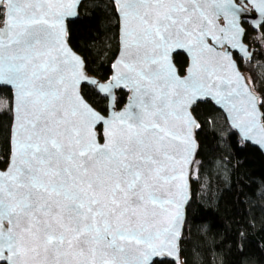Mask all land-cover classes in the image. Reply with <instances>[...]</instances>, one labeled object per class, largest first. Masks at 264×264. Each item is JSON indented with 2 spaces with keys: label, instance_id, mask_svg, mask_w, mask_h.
I'll list each match as a JSON object with an SVG mask.
<instances>
[{
  "label": "snow or ice",
  "instance_id": "obj_1",
  "mask_svg": "<svg viewBox=\"0 0 264 264\" xmlns=\"http://www.w3.org/2000/svg\"><path fill=\"white\" fill-rule=\"evenodd\" d=\"M114 2L130 62L122 58L128 72L117 71L99 91L111 96L122 86L132 96L123 110L105 118L79 95L83 64L64 42V20L76 15L78 0H0V84L14 89L17 128L9 168L0 172L4 264H150L160 255L153 241L174 234L179 211L168 227L158 224L169 211L166 206L177 202L162 199L156 188L161 181L182 179L173 153L174 142L183 138L171 126L184 118L180 90L195 96L218 88L207 77L197 78L195 53L212 51L205 43L209 37L221 47L228 42L242 49L231 34L239 32L241 9L232 0ZM254 2L264 14V0ZM221 14L227 25L217 36L210 17ZM185 41L193 51L191 76L179 79L169 50ZM132 48L136 51L129 52ZM236 75L237 88L217 95L226 107L242 98L231 110L237 113L234 120L251 117L235 124L247 138L257 127L256 99L241 90ZM98 124L103 143L94 131ZM170 166L175 174L165 175Z\"/></svg>",
  "mask_w": 264,
  "mask_h": 264
},
{
  "label": "trees",
  "instance_id": "obj_2",
  "mask_svg": "<svg viewBox=\"0 0 264 264\" xmlns=\"http://www.w3.org/2000/svg\"><path fill=\"white\" fill-rule=\"evenodd\" d=\"M249 37L259 40L262 51L251 63L237 61L261 97L264 120V83L257 67L258 61H264V26L260 32L251 30ZM68 41L84 58L88 74L107 81L119 52L114 3L84 2L78 19L68 25ZM175 63L184 75L188 58L179 53ZM82 92L101 113H108V99L96 88L85 86ZM128 97L127 92H117L118 109ZM194 115L201 129L197 167L191 178L192 200L181 241L183 264H264V156L242 142L211 102L199 104ZM12 123V92L0 87V170L7 168L10 159ZM154 264L174 263L165 258Z\"/></svg>",
  "mask_w": 264,
  "mask_h": 264
},
{
  "label": "water",
  "instance_id": "obj_3",
  "mask_svg": "<svg viewBox=\"0 0 264 264\" xmlns=\"http://www.w3.org/2000/svg\"><path fill=\"white\" fill-rule=\"evenodd\" d=\"M88 0H78V4L75 7L76 15L71 18H66L64 20V27L66 30V34L64 36V42L66 43L67 48L71 49V51L79 57L82 61L83 68V78H81L77 85V90L79 95L83 98L85 103H87L94 111H96L101 116L108 118L112 112H119L123 110L129 103V97L132 96V92L124 87H117L112 90V95L108 96L105 93L99 91L100 84H108L114 76H116L117 71L120 73H127L128 69L124 66V63L130 62V60L125 57V48L123 45V23L121 14L118 11V4L114 2V0H110L114 3L117 16L119 19V52L118 55L112 65V75L107 81H102L95 76H91L88 74L86 69V63L84 58L75 52V50L71 47L68 41V25L69 23L75 21L79 17V10L84 2ZM235 8L241 9L237 13V21L236 27L239 29V32L236 29L231 33L235 36V43L242 46L241 47H232L231 43H224L223 47L218 43H214L211 37L207 38L205 43L212 48V51H209L207 48L202 52L200 50H196L197 56V65L200 70L196 73L197 78H205L207 77L209 81L218 86L213 87L210 94H197L192 96L190 94L184 93L183 90H180L181 96L185 100V109H184V118L180 120H173L171 122V126L180 133L183 138L181 141H175V152L173 153L175 157V173L182 172V179L173 180L170 182H159L156 193L162 199L173 198L176 200L177 204L175 205H167L166 207L169 209L168 213L165 215L163 222L158 224L159 228L168 227L172 223V219L175 216L176 212L179 211L180 218L177 222L176 227L173 229V233H170L166 236H162L160 239L153 241V243L160 248V255L154 256L150 258V264H154L156 261H162L165 258L173 262L174 264H183L182 253H181V241L183 237L184 227L187 218V208L192 200V190H191V178L193 173V168L195 166L198 152H199V141L197 139V133L201 129V124L197 120L194 115V109L201 103L211 102L218 110H220L226 117L227 122L231 129L235 131L243 143L249 144L255 148H257L264 156V133H261L260 129L264 128V120H263V111L261 108V97L259 93L255 90L253 82L248 79V77L241 70L239 63L236 59V55L243 59L246 62H251L254 55L255 50L251 49L246 41V28L245 25L253 28L256 32L260 31V27L264 25V14L260 13L257 10V6L254 0H232ZM213 24L210 26L212 32L217 36H222L220 29L224 28L227 25V20H225L224 16H211ZM4 27V20L0 22V28ZM185 46H173L169 50V62L172 67L175 69V75L179 79L189 78L191 76V69L193 63V51L189 49L188 42L185 41ZM129 52H135L134 48L129 49ZM179 53L184 54L188 60L189 64L186 69L184 75H182L176 66L175 56ZM225 53H227V58H225ZM122 58H124V63L121 62ZM206 66L209 69V72H204L203 68ZM242 78L239 81V84L242 87V91L249 92L256 99V108H257V127L256 129L249 131L248 137H245V134L241 131L240 128L236 127L237 123H247L251 120L250 116H241L239 120H234V117L237 115L235 111L231 110V104H235L237 108L240 107L242 98H233L229 101V106L226 107L225 103L220 99V96L217 95V91L221 94L224 93L225 89L231 91L237 88V75ZM96 81V84H92L90 81ZM224 81H229L230 83L225 84ZM85 86L94 87L98 90V92L105 98L108 99V113H101L83 94L82 89ZM1 88H8L12 92L13 96V123L11 129V155L8 162V166L4 170H0V172H5L9 168V163L14 155L15 151V141L17 138V128L15 123V100H14V89L6 84H0ZM124 91L129 94L126 104L118 109L117 108V92ZM188 117L191 118L193 122L191 125L188 123ZM94 131L97 134V138L99 140V133L101 131V125H97ZM100 143H103V140H99ZM173 172L172 167L170 166L165 175L175 174ZM182 186V187H178ZM177 205L179 206L177 208ZM156 211H159V206L157 205L155 208ZM149 213L153 211V207L149 206ZM7 226V225H5ZM143 248V245L134 246ZM7 255V253H5ZM0 264H4L3 261H0Z\"/></svg>",
  "mask_w": 264,
  "mask_h": 264
},
{
  "label": "rangeland",
  "instance_id": "obj_4",
  "mask_svg": "<svg viewBox=\"0 0 264 264\" xmlns=\"http://www.w3.org/2000/svg\"><path fill=\"white\" fill-rule=\"evenodd\" d=\"M251 37V36H250ZM251 40H253V38H250ZM254 41V40H253ZM254 45L256 47V52H261L262 51V48H261V45H260V42L259 40L256 39V41H254ZM257 67H258V72L260 73L261 77H262V83H264V61H258L257 62ZM194 167H197V164L195 163V166ZM194 175V174H193ZM194 177V176H193Z\"/></svg>",
  "mask_w": 264,
  "mask_h": 264
},
{
  "label": "flooded vegetation",
  "instance_id": "obj_5",
  "mask_svg": "<svg viewBox=\"0 0 264 264\" xmlns=\"http://www.w3.org/2000/svg\"><path fill=\"white\" fill-rule=\"evenodd\" d=\"M264 26V25H263ZM263 26H261L260 27V31H261V28L263 27ZM245 28H246V36H245V41L247 40V39H249L248 38V34H249V32L252 30V31H255L253 28H251V27H249V26H247V25H245ZM259 31V32H260ZM256 32V31H255ZM251 49H253V48H251ZM256 52V51H255ZM236 57V59L238 58V59H240V60H243V59H241L240 57H238L237 55L235 56ZM254 57H255V55H254ZM254 57H253V59H252V61L251 62H253V60H254ZM244 61V60H243ZM244 62H246V61H244ZM251 62H249V63H251Z\"/></svg>",
  "mask_w": 264,
  "mask_h": 264
},
{
  "label": "built area",
  "instance_id": "obj_6",
  "mask_svg": "<svg viewBox=\"0 0 264 264\" xmlns=\"http://www.w3.org/2000/svg\"><path fill=\"white\" fill-rule=\"evenodd\" d=\"M246 43H247V45H248L250 48H253L255 51L257 50L256 47H255V45H254V41H253V40H251V39H247V40H246Z\"/></svg>",
  "mask_w": 264,
  "mask_h": 264
}]
</instances>
